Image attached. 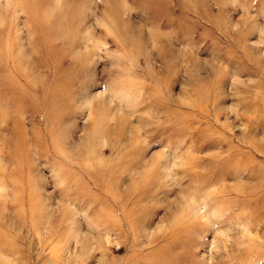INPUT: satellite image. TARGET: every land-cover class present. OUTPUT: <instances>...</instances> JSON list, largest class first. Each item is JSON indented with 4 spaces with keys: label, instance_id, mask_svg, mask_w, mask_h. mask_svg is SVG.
Masks as SVG:
<instances>
[{
    "label": "rangeland",
    "instance_id": "374dc122",
    "mask_svg": "<svg viewBox=\"0 0 264 264\" xmlns=\"http://www.w3.org/2000/svg\"><path fill=\"white\" fill-rule=\"evenodd\" d=\"M0 264H264V0H0Z\"/></svg>",
    "mask_w": 264,
    "mask_h": 264
}]
</instances>
